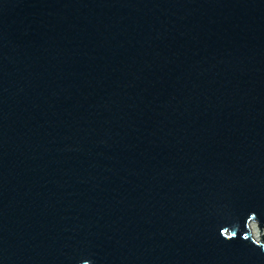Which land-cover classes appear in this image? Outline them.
<instances>
[{
  "label": "water",
  "instance_id": "95a60500",
  "mask_svg": "<svg viewBox=\"0 0 264 264\" xmlns=\"http://www.w3.org/2000/svg\"><path fill=\"white\" fill-rule=\"evenodd\" d=\"M264 0H0V264H264Z\"/></svg>",
  "mask_w": 264,
  "mask_h": 264
},
{
  "label": "bare ground",
  "instance_id": "6f19581e",
  "mask_svg": "<svg viewBox=\"0 0 264 264\" xmlns=\"http://www.w3.org/2000/svg\"><path fill=\"white\" fill-rule=\"evenodd\" d=\"M250 230H251L252 235H253L255 238H258V232L256 231V227H255L254 223H251V225H250Z\"/></svg>",
  "mask_w": 264,
  "mask_h": 264
},
{
  "label": "rangeland",
  "instance_id": "374dc122",
  "mask_svg": "<svg viewBox=\"0 0 264 264\" xmlns=\"http://www.w3.org/2000/svg\"><path fill=\"white\" fill-rule=\"evenodd\" d=\"M254 225L256 227V231L258 232V238L261 239V234L264 233V228H261V230H260V228L258 227V225L255 222H254Z\"/></svg>",
  "mask_w": 264,
  "mask_h": 264
}]
</instances>
